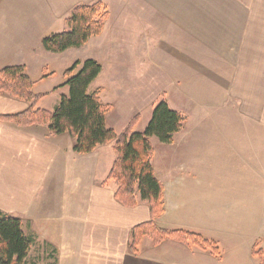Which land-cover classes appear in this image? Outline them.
<instances>
[{
	"label": "crops",
	"instance_id": "obj_1",
	"mask_svg": "<svg viewBox=\"0 0 264 264\" xmlns=\"http://www.w3.org/2000/svg\"><path fill=\"white\" fill-rule=\"evenodd\" d=\"M97 2L108 11L104 30H109L102 35L107 34L110 43L127 50L138 48L143 63L158 68L174 66L170 68V79L185 83L188 96L182 95L190 104L202 105L198 99H203L207 91L199 83H206L216 90L217 98L226 99L223 105L243 114L254 125H264V0H2L0 23L8 29H0V69L24 66L35 83L33 92L45 95L39 108L50 111L43 101L58 90L55 72L49 73V64L44 63L72 49L60 54L44 53L43 40L61 29H10L6 17L26 16V24L33 28L31 16H36L40 19L35 20V28H42L44 23L54 27L58 21L66 23L75 7ZM94 38L78 49L88 47ZM78 61L84 62L74 58L62 72L63 81L64 72ZM104 76L102 68L89 88L90 92L100 91V100L105 88L97 83ZM59 102V98L54 101L53 109ZM29 106L0 94V117L24 112ZM200 127L186 129L183 124L169 144L175 150L188 146L189 154L185 166L176 165L183 178L171 182L169 190L161 182L167 209L157 223L163 225L179 198L191 207L187 217L196 226L188 221L172 222L170 218L169 225L193 229L202 236L210 231L223 233L237 245V264H256L253 251L260 233L245 236L240 231L242 226L248 227L242 221L245 211L254 210L258 203L254 199L251 204L242 202V196L236 203L228 201L230 213L237 221L240 219L237 233L229 238L224 232L228 226L218 224L229 214V210H223L227 195L219 187L221 177L217 172H194L192 168L203 159L200 151H204V140L195 135ZM73 147L68 134L52 136L45 127L20 129L0 121V210L20 219L25 234L34 238L30 253L46 259L54 257L55 264H185L178 263L179 257L174 259L177 256L173 255L164 261L155 252L150 257L143 252L137 257L130 255L132 229L151 220L148 205L122 206L115 199V185L106 183L116 159L114 143L87 155L76 154ZM219 215L224 220L219 221ZM192 254L195 257L201 253L192 250ZM222 255L216 259L203 254L201 262L189 257L186 264H223Z\"/></svg>",
	"mask_w": 264,
	"mask_h": 264
},
{
	"label": "rangeland",
	"instance_id": "obj_2",
	"mask_svg": "<svg viewBox=\"0 0 264 264\" xmlns=\"http://www.w3.org/2000/svg\"><path fill=\"white\" fill-rule=\"evenodd\" d=\"M17 14L18 12L15 15ZM25 17L22 15H17L15 18L6 17L7 20L10 19V29H61L58 31L59 33L68 30L67 23L59 21L58 25L54 27L44 23L42 28H35V20L40 19L36 16H31L33 19L31 24L33 28H31L26 24L28 20ZM0 29L8 28L0 23ZM88 45L82 49H72L64 56L54 55L56 57L44 63L45 65L49 64V73L55 72L54 85L58 87L56 93L52 92L53 94L47 95L43 101L44 108L52 111L55 106L54 101L58 98L61 101L63 96H69V87L63 86L66 78L63 81L62 72L70 66L74 58L82 61L89 58L98 61L104 70L105 76L97 84L104 86L105 93L102 95L101 101L110 107L107 128L113 129L117 134H121L128 128L137 115H140V118L135 119L136 125L134 124L133 130L144 133L155 107L163 101L168 103L171 110L184 114L183 124L184 127H187L186 129L201 125L195 135L204 140L202 146L204 151H200V158L203 157V159L201 158V163L192 165L193 171L217 172L221 177L219 187L224 188L227 195L223 201V210H229L227 211L229 214L225 220L222 215H219V221H224L218 222V224L222 227L228 226L224 228V232L229 238L232 237L231 234L237 233L236 225L240 219L237 221L234 214L230 213L228 201H232V204L236 203L241 196L242 202L245 201L249 204H251V199L256 200L258 207L255 204L254 210L248 208L247 211L252 212L251 215L245 211V220L242 221H246L248 227L244 229L242 226L240 232L245 236H250L255 231L260 233L257 235L261 239L255 244L256 255L254 257L256 264H264V125H254V122L243 114L237 113L227 104L223 105V101L226 99L217 98L216 90L206 83H199V87H205L207 91L206 95H202L203 99H198L202 105L193 106L185 97L187 95L184 89L185 83H177L170 79V68L175 69V67L164 65L158 68L148 65L147 62L143 63L139 55L141 51L138 48L127 50L120 45L110 43L107 34L95 37ZM44 53L54 54L46 50ZM37 74H33L34 78L37 77ZM149 142L153 149L151 165L154 174L160 182H164L166 189L169 190L171 182L183 178V173L179 172L177 166H185V160L188 159L189 154L188 146L183 145L175 150L174 146L163 144L156 137L149 138ZM190 150L195 153L194 150L196 151L198 148ZM168 196L170 197V195ZM185 205V201L177 198L170 209L169 217L167 216L163 225L161 224L159 227L168 231L185 230L199 233L193 229H181L182 227L169 225L171 220L172 222L188 221L191 226H196L195 223H191L192 219L187 217V211L191 207ZM165 207L167 209V204ZM206 223L212 224V222ZM181 224L190 226L185 223ZM191 226L190 228H192ZM205 234L203 236L206 239L217 242L223 253V260H221L223 264H237L236 248H234L237 245H234L233 241H229L223 233L213 234L210 231ZM193 248L192 246L184 247L183 244L173 240H167L162 246L154 247L151 239L145 238L140 251L145 253L146 257L152 256L155 252L156 256L161 257L162 260L177 256L174 259L179 257L178 263L185 261V264L189 257L196 262L203 260L201 257L203 254L210 258L209 252L205 251H200V256L197 254L193 257L194 255H191ZM54 261V257L46 259L31 252L24 264H55Z\"/></svg>",
	"mask_w": 264,
	"mask_h": 264
},
{
	"label": "trees",
	"instance_id": "obj_3",
	"mask_svg": "<svg viewBox=\"0 0 264 264\" xmlns=\"http://www.w3.org/2000/svg\"><path fill=\"white\" fill-rule=\"evenodd\" d=\"M107 18L108 11L101 2L79 5L66 20L68 30L46 37L43 48L54 54L81 48L103 33ZM101 72L102 66L95 60L76 62L64 72L66 82L63 86L69 87V96H63L59 105L48 111L39 108L45 95L33 92L35 83L24 66L0 69V94L30 105L24 112L1 116L0 121L20 129L45 127L52 136L68 134L78 155L91 154L100 146L114 143L116 159L106 183L115 185V199L122 206L136 208L143 202L148 205L151 215L149 222L132 229L128 245L131 255L139 256L144 239L150 238L154 247L173 240L220 259L221 250L215 241L185 230L168 231L157 223L166 210L165 189L152 169L153 149L149 138L156 137L163 144H170L173 136L182 129L184 116L171 110L163 101L155 107L144 133L133 130L135 119L140 118L137 115L128 128L117 134L106 126L110 107L101 102L100 91L89 92ZM34 242L32 236L25 234L20 219L0 210V264H24ZM253 255H256L255 250Z\"/></svg>",
	"mask_w": 264,
	"mask_h": 264
}]
</instances>
